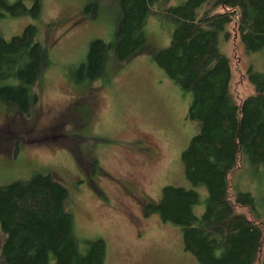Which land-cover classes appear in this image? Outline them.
Returning a JSON list of instances; mask_svg holds the SVG:
<instances>
[{
	"label": "rangeland",
	"instance_id": "rangeland-1",
	"mask_svg": "<svg viewBox=\"0 0 264 264\" xmlns=\"http://www.w3.org/2000/svg\"><path fill=\"white\" fill-rule=\"evenodd\" d=\"M184 1L154 0L150 8L158 11ZM92 2L43 0L38 19L1 12L0 35L9 40L29 24L37 27L49 64L28 86L37 98L27 114L0 99V183L25 178L33 169L50 173L67 191L65 206L75 237L105 241L104 264H200L184 250L179 226L143 213L167 185L198 193L197 216L207 195L203 184L186 178L181 161L199 128L197 120L188 118L191 98L147 53L168 44L172 27L147 17L141 26L144 52L122 62L112 57L106 77L81 79L78 68L90 41L110 42L117 17L109 0H102L94 15L85 14ZM220 49L229 58L231 90L240 102L255 91L250 72L264 74V49L246 53L233 32ZM240 165L229 175L230 186L250 193L254 213L264 218V168H254L245 156ZM5 238L0 225V264ZM48 264H55L53 255Z\"/></svg>",
	"mask_w": 264,
	"mask_h": 264
},
{
	"label": "trees",
	"instance_id": "trees-1",
	"mask_svg": "<svg viewBox=\"0 0 264 264\" xmlns=\"http://www.w3.org/2000/svg\"><path fill=\"white\" fill-rule=\"evenodd\" d=\"M42 1L0 0V16L6 12L38 19ZM101 1L85 6V14L94 15ZM153 1L109 0L117 7L112 39L90 41L79 76L106 77L112 57L122 62L144 52L147 41L141 26L147 17L172 27L168 44L147 53L191 98L188 118L197 120L199 128L181 153V161L186 178L203 184L207 195L204 211L197 216L193 206L200 201L198 193L167 185L157 203L145 206L143 213H156L179 226L184 250L200 264H264V259L259 261L264 218L254 213L253 196L235 192L229 183L230 173L242 164L243 156L254 168H264V74L250 72L255 91L238 102L231 90L229 58L220 49L232 32L246 53L264 49V0H185L158 11L150 8ZM206 3L209 6L199 13ZM37 33V27L29 24L9 40L0 35V99L14 104L22 114L29 112L37 98L29 94L28 86L49 64ZM66 199L64 186L37 169L25 178L0 183L4 264H48L50 255L55 264L105 263L102 238L75 237Z\"/></svg>",
	"mask_w": 264,
	"mask_h": 264
}]
</instances>
